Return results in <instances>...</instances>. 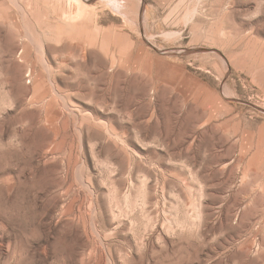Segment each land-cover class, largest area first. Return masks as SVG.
I'll list each match as a JSON object with an SVG mask.
<instances>
[{"label": "rangeland", "instance_id": "1", "mask_svg": "<svg viewBox=\"0 0 264 264\" xmlns=\"http://www.w3.org/2000/svg\"><path fill=\"white\" fill-rule=\"evenodd\" d=\"M0 264H264V0H0Z\"/></svg>", "mask_w": 264, "mask_h": 264}]
</instances>
